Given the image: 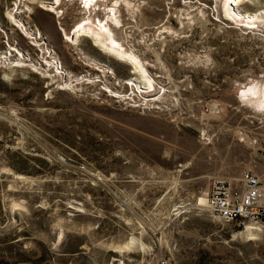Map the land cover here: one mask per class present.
<instances>
[{"label":"rangeland","instance_id":"rangeland-1","mask_svg":"<svg viewBox=\"0 0 264 264\" xmlns=\"http://www.w3.org/2000/svg\"><path fill=\"white\" fill-rule=\"evenodd\" d=\"M55 1L0 0V264H264V226L213 213L192 180H264V110L242 97L264 86V0L97 6L143 70L68 41Z\"/></svg>","mask_w":264,"mask_h":264},{"label":"bare ground","instance_id":"bare-ground-1","mask_svg":"<svg viewBox=\"0 0 264 264\" xmlns=\"http://www.w3.org/2000/svg\"><path fill=\"white\" fill-rule=\"evenodd\" d=\"M98 1L99 0H56L55 2H53V5H48V6H46V8H47V10H49L51 12L58 11V9H61L62 7L67 12L69 10L72 11L71 14L74 16L77 23L75 26L76 28L73 32L71 30V31H69V33L68 32L66 33V36L68 37V41H70L71 43H73L74 40H76L77 37L80 35H86L88 37H92L103 51H106L108 53H112L122 60H127L130 63L134 64L135 68H139V69L141 68V70H143V67H142V65H140L137 57L134 56L132 53H129L127 51V49L123 46L124 44L122 45L116 39L115 34H114L115 30L113 32V29L111 27L112 25H110L109 22L104 23V22H102V20L99 19L100 29L97 30L95 28L94 25H96V20H94L93 17H94V13L96 12L97 6H100V4L106 5L107 7L109 6V5L105 4L107 2V0H102V3H99ZM242 1L243 0H231L229 3L231 6H235V5H239V3ZM116 2L118 3V0H116ZM116 6L111 7V12H113L114 15H116V13L118 11L116 9ZM233 17L234 18L239 17V19H241L240 21L248 24L249 28H255L256 27L255 24L257 23V20H256L255 16L246 17V16L238 14V15H235ZM113 20H115L118 23L120 22L118 17H116L115 19H112V21ZM83 21H89V22L83 24ZM102 23H104V24H102ZM101 24H102V26H101ZM15 50L16 49L12 47L10 54H13L12 52H14ZM0 58H1V56H0ZM104 71H105V69H101V72H104ZM150 80L151 79H149V82H150L149 87L152 88V87H154V83H152L153 81L151 80L152 81L151 82ZM155 90H156V88L152 89V91H155ZM151 93H152L151 91L149 92V94L146 93L145 96H143V99H140L139 97L137 98V100H130L131 98H127V99H129L130 101L136 102V104H138V102H140V101H146V103L139 104V105L140 106L141 105H147L149 102L154 101V100H151L152 98L147 99V97L152 96ZM242 97L244 98V100H247L248 102H250L254 106H256V108H258L259 110L260 109L264 110V86H259V84H251L248 88H247V86H245L243 89ZM239 177H240V175H239ZM239 177H237L235 179H229L226 177H215L212 179V182H211L209 189L204 193V196L206 197V203H207V205H209L210 209H211L210 198H211V195L214 191V187L216 185L215 184L216 180L217 181L218 180H228L231 182L232 180L237 181V179ZM211 211L214 213V211L212 209H211ZM250 228L254 229V230L259 229V227L256 225L251 226Z\"/></svg>","mask_w":264,"mask_h":264},{"label":"built area","instance_id":"built-area-1","mask_svg":"<svg viewBox=\"0 0 264 264\" xmlns=\"http://www.w3.org/2000/svg\"><path fill=\"white\" fill-rule=\"evenodd\" d=\"M232 181L216 180L210 198L211 209L226 221L239 220L264 226V180L250 170H244L235 181V188L231 186Z\"/></svg>","mask_w":264,"mask_h":264},{"label":"crops","instance_id":"crops-1","mask_svg":"<svg viewBox=\"0 0 264 264\" xmlns=\"http://www.w3.org/2000/svg\"><path fill=\"white\" fill-rule=\"evenodd\" d=\"M248 83H250V82H248ZM248 83L247 84H245V85H247L248 86ZM238 127L240 128V130H243V131H245L246 129V131L247 132H250L251 134H252V136H253V139H256V140H254V141H252L253 142V144H255L256 142L255 141H257V140H261L260 139V137L259 136H261V134H258V133H254V132H252L251 130H248V128H246V126L244 125L243 127H241L239 124H238ZM240 174H241V172H240ZM240 174H238V175H240ZM237 175V176H238ZM237 176H234V177H226V178H229V179H235ZM211 177L212 176H207L206 174H204V173H200V174H198L196 177H194L192 180H196V182H198L199 180H204L205 182H207V184L209 185V180H211V182H212V179H211ZM239 177V176H238ZM211 182H210V184H211Z\"/></svg>","mask_w":264,"mask_h":264},{"label":"water","instance_id":"water-1","mask_svg":"<svg viewBox=\"0 0 264 264\" xmlns=\"http://www.w3.org/2000/svg\"><path fill=\"white\" fill-rule=\"evenodd\" d=\"M55 63L57 64L58 62L55 60ZM60 68V67H59Z\"/></svg>","mask_w":264,"mask_h":264}]
</instances>
